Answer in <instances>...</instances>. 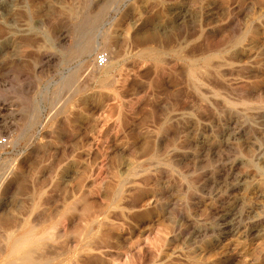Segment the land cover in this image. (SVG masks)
<instances>
[{"label": "rangeland", "instance_id": "374dc122", "mask_svg": "<svg viewBox=\"0 0 264 264\" xmlns=\"http://www.w3.org/2000/svg\"><path fill=\"white\" fill-rule=\"evenodd\" d=\"M3 140L0 264H264V0H0Z\"/></svg>", "mask_w": 264, "mask_h": 264}, {"label": "bare ground", "instance_id": "6f19581e", "mask_svg": "<svg viewBox=\"0 0 264 264\" xmlns=\"http://www.w3.org/2000/svg\"><path fill=\"white\" fill-rule=\"evenodd\" d=\"M12 6V5H11ZM7 11L9 12H15L14 11V7H8ZM15 36V35H14ZM15 40V39H14ZM13 41V40H12ZM13 43V42H12ZM14 46V45H13ZM90 50V49H89ZM191 52V51H190ZM152 55V53H150ZM37 56V55H36ZM111 60V57L109 58V62ZM210 62V60H208ZM211 63V62H210ZM209 63V64H210ZM110 63H108L109 65ZM107 65V67H108ZM206 65V64H205ZM204 66V65H202ZM213 66V65H212ZM206 67V66H205ZM213 68V67H212ZM102 69V68H101ZM206 69V68H205ZM208 69V68H207ZM215 69V68H214ZM211 70V68H210ZM209 70V71H210ZM208 71V74H210V72ZM201 72V71H200ZM202 73V72H201ZM216 73V72H215ZM200 73H198L199 76ZM238 74V73H237ZM202 76V75H201ZM205 76V74H204ZM225 76V75H224ZM200 77V76H199ZM204 78V77H203ZM208 80V79H207ZM192 93V92H191ZM213 102V101H212ZM222 109V108H221ZM233 213V212H232ZM233 215V214H231ZM11 232V231H10ZM27 233V232H25ZM32 234V231H31ZM35 234V233H33ZM24 235V234H23ZM46 235V234H45ZM50 235V234H49ZM43 236V235H42ZM28 237V236H27ZM26 237V239H27ZM48 237V236H47ZM50 237V236H49ZM41 238V237H40ZM24 238L23 240H17L15 242V246L11 249L10 254L8 255V260L10 261H17V262H32V258L34 259V255H32V253L34 252V248L37 246L32 245L33 242L31 240H26ZM34 239V238H33ZM39 239V238H38ZM47 239V238H46ZM41 241V240H40ZM36 245V244H35ZM40 246V245H39ZM39 249V248H38ZM41 249V248H40ZM37 251V250H36ZM50 251V250H49ZM58 255V254H57ZM54 256V255H53ZM37 257V256H36ZM50 258V256H48ZM11 263V262H10ZM9 263V264H10ZM46 264V262H45Z\"/></svg>", "mask_w": 264, "mask_h": 264}, {"label": "built area", "instance_id": "2783aa9c", "mask_svg": "<svg viewBox=\"0 0 264 264\" xmlns=\"http://www.w3.org/2000/svg\"><path fill=\"white\" fill-rule=\"evenodd\" d=\"M108 61H109L108 56L106 54H101V55L97 56L95 64L97 67L102 68V67H106L108 65ZM0 143L4 144V143H6V141L3 140Z\"/></svg>", "mask_w": 264, "mask_h": 264}]
</instances>
